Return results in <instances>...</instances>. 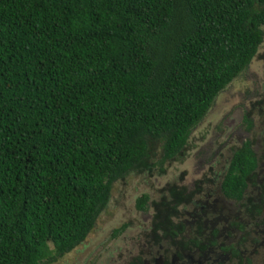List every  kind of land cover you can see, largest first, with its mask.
<instances>
[{
	"label": "trees",
	"instance_id": "obj_1",
	"mask_svg": "<svg viewBox=\"0 0 264 264\" xmlns=\"http://www.w3.org/2000/svg\"><path fill=\"white\" fill-rule=\"evenodd\" d=\"M263 26L264 0H0V264H50L81 244L147 140L161 164L178 157ZM257 163L248 141L232 150L216 179L225 201L248 181L264 189ZM182 193L151 203L156 237L203 252L227 234ZM254 213L262 231L264 196ZM218 253L209 264H252L234 245Z\"/></svg>",
	"mask_w": 264,
	"mask_h": 264
},
{
	"label": "rangeland",
	"instance_id": "obj_2",
	"mask_svg": "<svg viewBox=\"0 0 264 264\" xmlns=\"http://www.w3.org/2000/svg\"><path fill=\"white\" fill-rule=\"evenodd\" d=\"M261 30L263 38L256 54L247 67L217 95L203 119L191 130L179 156L161 164V143L147 140V154L143 163L112 184L107 205L84 241L50 264H137L138 257L142 264H153L151 259L154 257L147 255L148 246L157 242L150 233L154 214L151 203L160 199L171 202L176 190L182 191L183 195H192L189 204L197 206L199 201L201 206L208 205V223L218 216L216 211H212L217 204L219 210L235 209L236 206L225 201L220 194L221 198L217 194L218 202L216 196L205 199L204 195L216 190L217 176L223 172L232 150L244 141L250 143L257 157L259 170L256 171V178L264 175V26ZM244 118L247 122H244ZM142 194L148 197V201L144 211L139 212L134 208L135 200ZM256 195L257 191L253 196ZM186 207L188 213L196 210L195 214H199L198 208ZM226 226L225 223L218 225L222 234H227L221 238L222 242L225 237L231 241L232 237H236V232ZM262 229L260 236L259 231L256 232L259 243H264V227ZM247 240L250 242V237ZM162 245L165 246V243ZM249 249L247 245L245 249L241 246L246 253ZM185 256L186 259L182 261L187 264H201L202 257L207 256V261H214L220 254L216 250L206 255L192 251ZM261 259H264V245L260 255L253 256L252 261L254 264H264ZM182 261L178 259L174 264Z\"/></svg>",
	"mask_w": 264,
	"mask_h": 264
},
{
	"label": "flooded vegetation",
	"instance_id": "obj_3",
	"mask_svg": "<svg viewBox=\"0 0 264 264\" xmlns=\"http://www.w3.org/2000/svg\"><path fill=\"white\" fill-rule=\"evenodd\" d=\"M263 158H264V156H263ZM223 172H224V169H223ZM222 173L219 174L220 179H221V176H223ZM259 183H261V182H259ZM176 191H175V194L173 196V200L176 199ZM216 191H217V193H216ZM218 191H219V182L217 181L216 182V190H214V192L210 191V193L204 195L205 199L210 198L211 196L214 195L218 198L217 199V202H218L219 197H220L219 196L220 192H218ZM255 191H257V195L254 197L253 195H254ZM217 194L219 197L217 196ZM259 196L260 197L264 196V189L253 186L248 181L246 183V187L242 193V198L240 199V202L238 204H234L232 202V204H234L236 206L235 209H233L232 211L230 209L219 210L218 204H217V206L215 208H213L212 211H216L220 215V217L216 218V221H215L216 224H215V226H212V227L215 228V227H218L219 224L223 225V223H225L227 225L226 226L227 228L231 227V229H233L236 232V237L235 236L232 237V241L230 243H227V244H223L222 241L220 242V240H219L220 238L218 236L215 239L212 236H209V238L205 237L204 240H202V243H203V245H205V248H209V249H206L203 252H200L198 250H194V252L199 253L200 255H206V253L210 252L211 250H213V251L216 250V253H217L218 251H221L222 247H225L227 245H234V247L241 252L242 257L245 258V256H248V258L251 260L252 264H254V262L252 261V257L253 256H259L260 255V249L264 245V243H259L257 249H255V250L251 249V247L254 245L256 235H257V233H256L257 231L255 230L254 205L256 202V198ZM197 204H198L197 206L195 204H192V205L194 208L199 209L198 210L199 215L205 216L208 212L207 211V209L209 208L208 205L205 204V206H201L199 201L197 202ZM199 205H200V208H199ZM224 211H229V212L223 213ZM194 213H196V210H194ZM241 226H242V230L240 229ZM219 229H220V227H219ZM156 230H158V228L155 226V221L154 222L151 221L150 233L155 237L157 242H155V243L153 242V245L156 248L155 251H154L153 245L148 246L147 255L149 257H154L151 259V262H153V264H174V261H177L178 259H181V258L186 259L185 255L188 254V251L185 252L182 250L181 252H179V246H178L177 241H173V243H172L168 239L166 241L164 238L156 237V235H158L155 232ZM220 231L222 232V229H220ZM258 231H259L258 236H260L261 232L263 233V231H260L259 228H258ZM239 233H240V236H239ZM248 237H250V242H248V240H247ZM163 242L165 243V246L162 245ZM248 243H250V244H248ZM211 244H213V245H211ZM239 245H241L244 249H245V246L247 245V246H249L250 250L247 251V253H246L243 250H240ZM207 250H209V251H207ZM177 252L179 253L180 257L177 256ZM242 252H244V253L242 254ZM138 260H141V259L139 257L137 258V264L139 263ZM202 260H203V263H201V264H206L209 262V261H207L208 260L207 256L202 257ZM261 261L264 263V259H261ZM183 263L187 264V262H185V261H182L180 264H183ZM140 264H142V263L140 262ZM256 264H257V262H256Z\"/></svg>",
	"mask_w": 264,
	"mask_h": 264
}]
</instances>
